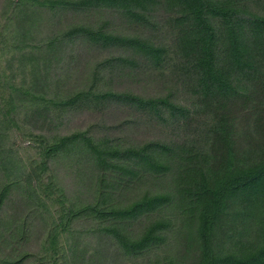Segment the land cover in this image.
Returning <instances> with one entry per match:
<instances>
[{
	"label": "trees",
	"instance_id": "obj_1",
	"mask_svg": "<svg viewBox=\"0 0 264 264\" xmlns=\"http://www.w3.org/2000/svg\"><path fill=\"white\" fill-rule=\"evenodd\" d=\"M157 4L172 10L171 28L176 35L168 46L87 24H75L59 35L46 20L58 12L103 10L117 11L143 24L155 13ZM44 29L50 31V42L41 37ZM2 36L9 39L1 47L3 54L0 51L7 65L4 70L0 66V98L4 92L10 97L6 110L0 103V142L7 143L3 132L10 121L13 128L32 127L29 135L35 148L25 149L36 153L37 158L28 164L17 161L20 175L0 167V264H48V246L56 251L61 235L70 233L81 215L98 225L108 224L94 232L104 247L89 253L88 249L80 250L76 241L64 264H88V256L104 264L111 248L115 249L116 261L123 254L147 263L150 252L168 243L164 221L141 233L130 229L132 223L169 206L171 197L166 194L145 195L125 207H67L59 216L58 227L50 233L52 215L46 202L58 190L53 163L68 159L81 147L80 152L106 169L116 158L144 165L155 174H166L168 166L161 156L166 158L171 150L151 142L110 155L101 152L98 144L87 142L83 146L86 135L82 133L58 139L54 131L60 124L56 118L62 116L55 117L53 111L114 101L158 118L168 114L188 123L193 119L190 108L169 98L145 99L128 92L96 91L95 87L69 92L64 99H53L47 105L40 103L55 83L50 66L76 40L141 54L163 72L171 64L175 66L174 58L179 55L187 74H191L201 113L211 120L207 147L213 155L207 168L186 170L193 187L185 191L184 198V211L191 215L187 225L193 227L181 237L187 247H181L178 260L167 262L157 256L154 264H264V0H0ZM18 67L32 79L29 90L18 84ZM60 197H64L63 192Z\"/></svg>",
	"mask_w": 264,
	"mask_h": 264
},
{
	"label": "rangeland",
	"instance_id": "obj_2",
	"mask_svg": "<svg viewBox=\"0 0 264 264\" xmlns=\"http://www.w3.org/2000/svg\"><path fill=\"white\" fill-rule=\"evenodd\" d=\"M171 13L170 7L157 4L155 13L143 24L117 11L103 10L81 13L58 12L55 18L46 20L52 25V30L59 35L75 24H87L91 28L103 27L107 32L140 37L158 46L165 44L168 46L176 35L171 28L173 26ZM49 33L48 29H44L41 36L48 42L51 41ZM8 39L4 36L0 38L1 54H3L1 47ZM174 59L175 66L171 64V67L163 72L159 65L141 54L121 48L94 47L82 40H76L65 47L62 56L49 68L55 83L51 92L44 93L43 101L40 102L44 105L53 99H64L69 92L95 87L96 91L128 92L145 99L169 98L177 105L191 109L193 119L189 123L186 120L172 118L168 114L166 117L158 118L149 112L114 101L82 104L77 110L72 111L59 109L53 111L55 117L62 116L61 119L56 118V123L60 124V128L54 131L57 132L55 135L58 139L82 133L86 135L85 141H81L83 146L87 145V142L95 143L99 145L101 152L107 151L110 155L115 150L138 148L151 142H158L171 148L166 158L161 156L168 166L166 174H155L144 165L124 163L116 158H113L106 169L80 152L81 147H78L68 159L51 165L58 190H55L53 199L46 202L48 213L52 215L50 229H53L50 233L58 227L59 216L67 207L81 209L92 204L125 207L145 195L166 194L171 197L170 205L159 214L150 215L130 225L131 231L141 233L152 224L164 221L168 226L165 229L168 243H164L162 249L150 252L147 257L151 260L147 263L123 254L120 261H116L113 253L115 249L111 248L104 264H154L153 260L157 256L167 262L173 258L178 260L179 250L187 247L181 237L193 227L187 225V219H190L191 215L187 216L184 211V198L185 191L193 187L190 186V176L186 174L190 172L186 170L198 171L207 168V161L212 154L207 147L209 136L207 130L211 120L201 113L199 102L194 96L191 74H187L189 71L185 70L184 62L179 55ZM0 66L3 70L7 69L6 60L0 58ZM16 70L19 73V86L23 90H29L32 84L31 77L25 76L19 67ZM9 97V93L4 92L0 98V103L4 105L3 110L9 107ZM1 130L0 128V135ZM31 131H34L32 127L13 128L11 121L7 123V129L3 132L7 136V143L0 142L3 149V153L0 152L3 154L0 167L8 168L10 172L14 171L12 173L14 175H20L17 161L21 165L36 160V153L25 149L35 148L29 135ZM4 159H10L6 165L3 163ZM41 192L40 195L45 196ZM61 192L64 193V197H60ZM107 225H98L81 215L72 225V231L61 235L57 241V252L52 250L49 241L47 242L49 253L45 261L48 264L59 261L64 264L66 255L70 259L71 248L76 241L80 250L88 249L89 253L102 250L103 242L98 239L99 234L94 232ZM88 257L86 260L88 264H99L95 256Z\"/></svg>",
	"mask_w": 264,
	"mask_h": 264
}]
</instances>
